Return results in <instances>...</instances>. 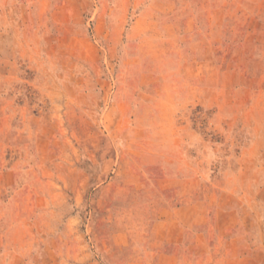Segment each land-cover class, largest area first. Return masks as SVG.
Masks as SVG:
<instances>
[{"label":"rangeland","instance_id":"374dc122","mask_svg":"<svg viewBox=\"0 0 264 264\" xmlns=\"http://www.w3.org/2000/svg\"><path fill=\"white\" fill-rule=\"evenodd\" d=\"M0 264H264V0H0Z\"/></svg>","mask_w":264,"mask_h":264}]
</instances>
